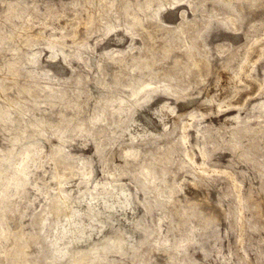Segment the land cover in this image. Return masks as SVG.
<instances>
[{"label":"rangeland","instance_id":"374dc122","mask_svg":"<svg viewBox=\"0 0 264 264\" xmlns=\"http://www.w3.org/2000/svg\"><path fill=\"white\" fill-rule=\"evenodd\" d=\"M0 264H264V0H0Z\"/></svg>","mask_w":264,"mask_h":264}]
</instances>
